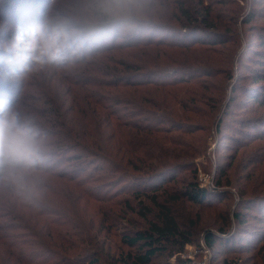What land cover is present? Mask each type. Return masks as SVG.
I'll use <instances>...</instances> for the list:
<instances>
[{"label": "trees", "instance_id": "obj_1", "mask_svg": "<svg viewBox=\"0 0 264 264\" xmlns=\"http://www.w3.org/2000/svg\"><path fill=\"white\" fill-rule=\"evenodd\" d=\"M162 1L166 8L174 5L172 10L177 16L156 11L153 17L140 24L142 31L139 26L134 31H115L90 42L81 57L59 67L70 90L67 98L65 94L59 96L60 108L62 110L63 106L66 113L56 114L55 119L45 118L44 112L38 113L44 117L38 123L52 146L50 166L44 173V196L30 204L7 191L9 194L2 202V210L11 215L0 212V244L12 252L13 257L8 264H49L57 254L47 248L50 244L44 243L53 236L47 233L52 231L61 240L77 236L78 229L72 225L77 220L69 198L57 197L67 185L73 189L70 191L72 204L83 199L108 201L111 207L122 211V215L126 211L123 220L128 215L129 219L142 220L139 226L135 222L131 225L132 220H129L127 225L131 228L121 230L118 236L120 256L115 264H190L181 255L187 246L197 243V222L183 225L185 220L178 219L176 208L179 204L204 207L223 202L226 199L224 187L236 191L238 196L236 208L231 213L233 221L243 225L242 220L255 211V221L264 223V193L254 194L255 186L250 182H238L235 171L226 173L222 165L216 166L212 187L198 180L199 171L205 166L197 159L206 158L213 134L228 136L220 134L223 114L218 120L217 117L221 109L225 112L235 105L238 90L236 84L231 87L230 97L223 106L216 101L212 87L206 85L208 80H217L224 73L218 63H227L216 50L224 43L219 35L220 21L216 20L218 5L209 2L211 0ZM25 3L30 5L29 1ZM174 17L178 20H173ZM122 33L127 34L129 40L120 43L118 39ZM140 45L153 47V51L160 52V59L172 62L157 66L158 61L150 59L143 60L145 66H138L126 63L124 60L128 58L123 52L121 66L127 70L132 68L123 76L113 56L102 54L111 49ZM162 48L170 51L164 52ZM258 52L260 63L264 51ZM100 54L102 56H98ZM155 54L153 60L158 58ZM153 64L155 68H148ZM144 67L147 68L142 69ZM250 73L247 77L255 81L264 79V68H252ZM75 74L83 77L75 79ZM95 74L110 80H101ZM245 87L242 97L264 105V84L254 89ZM75 108L78 114H73ZM69 123L77 124L79 130ZM126 181L130 187L116 188ZM239 184L243 187L241 190ZM118 195L125 197L118 198ZM129 196L134 197V202ZM145 200L149 201L148 205ZM237 208L244 209L245 213ZM115 213L116 209L111 217H99V225L106 230L112 229V223L118 225ZM21 224L26 225L24 231ZM225 228L224 224L215 231L205 228L201 233L204 246L213 252L218 246L220 250L235 253L248 234L242 233V229L226 236L230 231ZM255 233L260 236L262 232ZM33 237L41 240L44 248L38 247ZM96 253L90 254L94 257L90 264H99ZM158 259L162 260L157 262ZM252 264H264V256Z\"/></svg>", "mask_w": 264, "mask_h": 264}, {"label": "rangeland", "instance_id": "obj_2", "mask_svg": "<svg viewBox=\"0 0 264 264\" xmlns=\"http://www.w3.org/2000/svg\"><path fill=\"white\" fill-rule=\"evenodd\" d=\"M24 1H29L30 5L24 4ZM173 2L174 0H172ZM209 2L216 3L219 8L216 11V20L219 19L221 22H219L221 29L219 35L223 37L224 43L218 45L216 50L221 60H226L227 63H218L219 68L224 70V73L217 80H208L206 85L208 84L210 88H213L211 90L212 93L215 92L216 101L222 102L223 106H225L224 103L226 104L230 97L231 87L236 84L238 90L235 92V105L228 108L225 112L221 109L222 112L217 117L218 120L220 115L223 114V125L220 128V134H228V136L213 134L210 147L206 152V158L197 159L200 165L205 166L204 170L199 171L198 180L203 185L212 187V177L216 174L214 168L222 165L226 173L232 174L235 171L234 176L238 182L242 184L250 182L252 186H255L256 191L253 192L254 194L264 193V105H257V103H252L248 97H242V94L246 92L242 90L244 86H246L245 88L254 89L264 84V79L255 81L247 77L251 74L250 70L252 68H264V59H260V63L257 61V56L260 53L258 50L264 51V45H261V41L264 40V0H211ZM66 3L67 0H0V34L11 30V25L8 23L11 17L19 16L22 13H31L40 8L55 9L64 6ZM162 4L163 1L158 0L157 12L163 13L167 11V14H171V17L177 16L172 10L174 5H169V8H166ZM173 20H178V18L174 17ZM139 30L142 31L141 25H139ZM145 34H150V32ZM125 36L122 33L118 42L128 41V35L125 34ZM156 37H160V34ZM152 48L149 45L125 46L120 50L112 51L111 49L104 51L102 54L106 56L112 55L114 62L117 63L118 70H121L123 76H125L124 73L131 72L132 68L127 70L121 66L120 60L123 61V52L126 53L125 56L128 58L124 60L126 63H135L138 66H145L143 60L148 61L150 59L158 61L155 63L157 66L172 62L160 59V52H155ZM162 51L170 50L162 48ZM102 54L98 56H102ZM154 54L158 57L155 60H153ZM110 64H113V62H110ZM156 65L153 64L148 68H155L152 66ZM49 72H53V74ZM64 74H66V69H64ZM75 75L77 76L75 79L83 77V75ZM95 75L101 80L109 79L106 76ZM66 79L68 80L67 77ZM72 80H74V77ZM69 92L65 76L59 71V68L20 72L11 78L0 77V93L9 96L26 113L35 114L33 116L37 118V121H42L44 118L38 114L40 112H44L47 119H55L56 114L62 111L66 113L63 106L62 110L60 108L59 96L65 94L66 97L64 98H67L70 95ZM56 99L58 100L57 104L55 103ZM48 102H51V104ZM66 106H69V104ZM73 114H78V108H75ZM247 118L251 121H245ZM69 125L73 126L71 123ZM100 126L103 128L101 123ZM229 126L232 128H229ZM73 128L78 129V125L74 124ZM92 128L95 129L94 127ZM234 130L244 131L236 132ZM82 162L84 161L82 160ZM75 163L79 162H73V164ZM129 185L126 181L116 185V188L122 186L128 188L130 187ZM64 188L66 190L63 193H59L57 197L63 200L66 197L69 198L68 202L70 207L72 205L74 219L77 220L76 223L72 222V225L78 229L75 231L77 236L61 240V238L55 237L54 232L47 233L49 236L51 234L53 236L49 240H44V243L50 244L47 248L57 254L55 255L56 258H53L49 264H90V260L94 258L90 254L94 252L99 254V264H115L120 256L121 248L118 246V236L121 230L131 228L134 222L136 226H139L142 220L138 217L129 219L130 215L126 217V220H123L122 216L126 215V211L122 215V211H118L116 207H111L108 201L94 202L90 199L87 201L83 199L80 203L77 200L72 204L70 191L73 189L70 190L69 185ZM242 188L241 184H239L238 189L241 190ZM223 190L226 191L224 193L226 199L223 202L205 205L204 207H187L185 204H179L176 208L178 219L185 220V222H182L183 225L197 222L195 226V240H197V243L187 246L185 252L181 255V258L189 260L190 264H252L257 258L264 256V223L255 221V216L257 215L255 211H251L252 215H248L242 220L244 221L243 225L233 221L231 213L236 208L238 196L236 191L226 187ZM8 194L7 191H0V212L3 215L6 211L2 210L4 208L2 202L6 200L4 197ZM101 194L102 192H100ZM121 197L124 198L125 195H118V198ZM115 198L116 194L113 196V199ZM133 198V196H129V200L132 202H134ZM148 202V200H145L146 205H148ZM115 209L118 225H113L112 223V229L106 230L105 227L99 225L98 218L111 217ZM237 211L245 213L244 209L237 208ZM6 214L8 215L9 213L6 212ZM129 220H132V223L130 222L131 225H127ZM223 224L226 227L225 229L230 231L226 236L242 229L244 230L242 233L248 234L247 237H244L247 238L246 241L240 242L241 245L237 247L235 253L228 250H220L218 246L216 251L213 252L203 244L202 231L205 228L215 231ZM21 225L24 231L26 225ZM239 225L241 226L239 227ZM35 229L38 230L39 228ZM258 231L262 232L260 236L255 233ZM33 240L37 242L38 247L44 248L41 240L37 237H33ZM241 240L245 239H239V241ZM10 258H13L12 252H9L0 244V264H8ZM160 260L162 259H158L157 262ZM171 260L173 261L174 258H171Z\"/></svg>", "mask_w": 264, "mask_h": 264}, {"label": "clouds", "instance_id": "obj_3", "mask_svg": "<svg viewBox=\"0 0 264 264\" xmlns=\"http://www.w3.org/2000/svg\"><path fill=\"white\" fill-rule=\"evenodd\" d=\"M158 0H67L55 9L11 17L0 34V77L59 68L115 31H134L156 14ZM52 146L37 119L0 93V191L40 201Z\"/></svg>", "mask_w": 264, "mask_h": 264}]
</instances>
